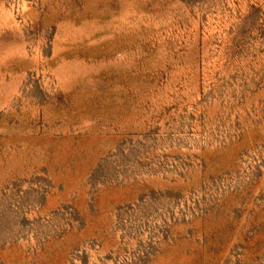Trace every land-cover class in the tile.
Instances as JSON below:
<instances>
[{
    "label": "rangeland",
    "instance_id": "1",
    "mask_svg": "<svg viewBox=\"0 0 264 264\" xmlns=\"http://www.w3.org/2000/svg\"><path fill=\"white\" fill-rule=\"evenodd\" d=\"M0 264H264V0H0Z\"/></svg>",
    "mask_w": 264,
    "mask_h": 264
}]
</instances>
